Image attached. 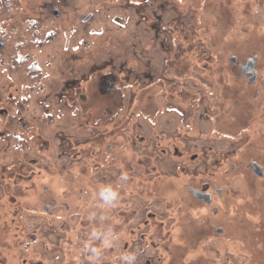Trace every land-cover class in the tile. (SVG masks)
Instances as JSON below:
<instances>
[{"label": "rangeland", "instance_id": "rangeland-1", "mask_svg": "<svg viewBox=\"0 0 264 264\" xmlns=\"http://www.w3.org/2000/svg\"><path fill=\"white\" fill-rule=\"evenodd\" d=\"M250 161L264 172V0H0V264L264 258Z\"/></svg>", "mask_w": 264, "mask_h": 264}, {"label": "flooded vegetation", "instance_id": "flooded-vegetation-1", "mask_svg": "<svg viewBox=\"0 0 264 264\" xmlns=\"http://www.w3.org/2000/svg\"><path fill=\"white\" fill-rule=\"evenodd\" d=\"M232 63H235V62H232ZM247 64V60H246V62L244 63V62H240V63H238V67H239V69H240V71H241V75H242V77L243 78H245L246 80H248V78L251 76V75H253V71H248L247 73H246V75H243V66L244 65H246ZM257 71V70H256ZM257 80V79H256ZM256 80L254 81V82H256ZM254 82H252L251 84H253ZM170 135H172L173 136V134H170ZM170 135H169V137H170ZM183 139H182V138ZM181 137H179L180 139H182L183 141H185V136H181ZM172 138V137H171ZM172 141V140H171ZM198 144V143H197ZM172 146H174V144H171ZM171 145H169L168 147H165L166 145H164L163 147H164V149H162V153L163 152H165L164 154H165V157H166V159H169L170 158V160L172 159V162L173 161H176V163L178 162V159H174L173 158V156L169 153V150L168 149H170V147H171ZM190 148H198V150L200 151V152H202L203 154H204V151L203 150H201L200 149V146L198 147V146H190L189 148H187L186 149V147H184V151L187 153L188 151H189V149ZM195 150V149H194ZM192 154H195V155H197V157L196 158H194V157H192L191 156V158L192 159H195V161H198V160H200V159H198V152L197 153H192ZM252 162H256V161H250L249 163H250V167H252V165H251V163ZM161 165H162V163H160ZM252 169H253V167H252ZM191 174H193L192 172H190ZM186 188H187V190H189L191 193H192V191H191V188H195L194 186H192V185H187L186 186ZM195 189H197V188H195ZM198 190H200V189H198ZM219 189H217L216 190V192L218 193V194H220L221 192H219L218 191ZM221 190V189H220ZM201 191H203V192H209L207 189H206V187H204V189L203 190H201ZM222 191V190H221ZM209 193H211V192H209ZM193 194V193H192ZM194 195V194H193ZM212 195V194H211ZM202 201H204V200H202ZM204 202H206V201H204ZM211 202H212V200H211ZM211 202H206V203H208V204H210ZM47 208V207H46ZM213 211L214 212H217L218 211V208L216 207V206H213ZM143 223L144 224H146L147 223V221H143ZM261 223H264V222H261ZM144 227H146V226H144ZM219 228H221V227H216L214 230H215V232H216V234L217 233H221V232H217V229H219ZM259 228L261 229L262 228V233H263V235L261 234V236H264V225H259ZM222 229V228H221ZM142 233H144L145 234V232H142ZM135 242L136 241H133V247L135 248ZM218 247V246H217ZM239 264H264V258H262V256H260V255H258V256H253V257H243V259H240V263Z\"/></svg>", "mask_w": 264, "mask_h": 264}, {"label": "water", "instance_id": "water-1", "mask_svg": "<svg viewBox=\"0 0 264 264\" xmlns=\"http://www.w3.org/2000/svg\"><path fill=\"white\" fill-rule=\"evenodd\" d=\"M230 61L236 62V57L235 56L230 57ZM256 61H257V56H253L252 58H248L247 64L243 66V75H246L248 71H253V75L248 78V81L251 83L254 82L257 78V71L255 68ZM251 165L253 167V172L256 175L263 176L264 172H263V167L261 165H259L257 162H252ZM191 191L194 194V196L199 200H204L206 202H211L212 200V195L209 192H203L195 188H191ZM218 191L221 192L220 189ZM221 231H222L221 228L217 229V232H221Z\"/></svg>", "mask_w": 264, "mask_h": 264}, {"label": "clouds", "instance_id": "clouds-1", "mask_svg": "<svg viewBox=\"0 0 264 264\" xmlns=\"http://www.w3.org/2000/svg\"><path fill=\"white\" fill-rule=\"evenodd\" d=\"M123 179H126V177ZM100 195H101V198L103 199V201L107 204H111L112 202H114L117 199V192L112 187L103 188L101 190ZM135 259L136 258L134 255L127 256L125 258L126 264H135Z\"/></svg>", "mask_w": 264, "mask_h": 264}, {"label": "trees", "instance_id": "trees-1", "mask_svg": "<svg viewBox=\"0 0 264 264\" xmlns=\"http://www.w3.org/2000/svg\"><path fill=\"white\" fill-rule=\"evenodd\" d=\"M33 67H34V69H35V67H36V64H34V65H33Z\"/></svg>", "mask_w": 264, "mask_h": 264}]
</instances>
